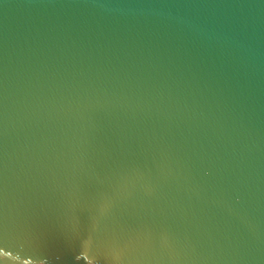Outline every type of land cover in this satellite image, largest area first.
<instances>
[{
    "label": "water",
    "instance_id": "95a60500",
    "mask_svg": "<svg viewBox=\"0 0 264 264\" xmlns=\"http://www.w3.org/2000/svg\"><path fill=\"white\" fill-rule=\"evenodd\" d=\"M0 264H264V0H0Z\"/></svg>",
    "mask_w": 264,
    "mask_h": 264
}]
</instances>
